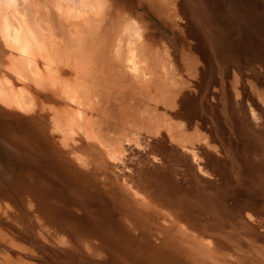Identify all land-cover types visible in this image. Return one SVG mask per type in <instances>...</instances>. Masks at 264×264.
Returning <instances> with one entry per match:
<instances>
[{
	"label": "bare ground",
	"instance_id": "6f19581e",
	"mask_svg": "<svg viewBox=\"0 0 264 264\" xmlns=\"http://www.w3.org/2000/svg\"><path fill=\"white\" fill-rule=\"evenodd\" d=\"M0 264H264V0H0Z\"/></svg>",
	"mask_w": 264,
	"mask_h": 264
}]
</instances>
